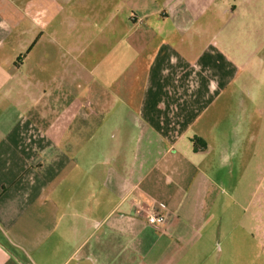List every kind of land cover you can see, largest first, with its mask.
I'll use <instances>...</instances> for the list:
<instances>
[{"label":"crops","instance_id":"crops-1","mask_svg":"<svg viewBox=\"0 0 264 264\" xmlns=\"http://www.w3.org/2000/svg\"><path fill=\"white\" fill-rule=\"evenodd\" d=\"M20 13L0 0V237L29 259L16 263L52 264L75 247L86 264H119L122 240L140 264H181L217 201L231 200L193 131L206 72L113 68L89 92L65 64L45 67L54 39ZM153 207L165 225L148 222Z\"/></svg>","mask_w":264,"mask_h":264},{"label":"rangeland","instance_id":"rangeland-1","mask_svg":"<svg viewBox=\"0 0 264 264\" xmlns=\"http://www.w3.org/2000/svg\"><path fill=\"white\" fill-rule=\"evenodd\" d=\"M15 1L23 24H40L54 39L55 61L45 67L57 73L65 64L89 92L102 72L112 79L113 68L141 79L175 66L206 72L207 104L201 97L193 104V131L207 139L215 179L231 200L217 201L181 264H264V0ZM123 246L118 263L140 264ZM74 250L56 252L52 264H86ZM16 257L29 260L0 237V264Z\"/></svg>","mask_w":264,"mask_h":264},{"label":"built area","instance_id":"built-area-1","mask_svg":"<svg viewBox=\"0 0 264 264\" xmlns=\"http://www.w3.org/2000/svg\"><path fill=\"white\" fill-rule=\"evenodd\" d=\"M148 222L155 227H161L167 223V219L164 215L157 213L153 207L151 213L148 214Z\"/></svg>","mask_w":264,"mask_h":264},{"label":"trees","instance_id":"trees-1","mask_svg":"<svg viewBox=\"0 0 264 264\" xmlns=\"http://www.w3.org/2000/svg\"><path fill=\"white\" fill-rule=\"evenodd\" d=\"M198 142L196 141L195 144H197Z\"/></svg>","mask_w":264,"mask_h":264}]
</instances>
